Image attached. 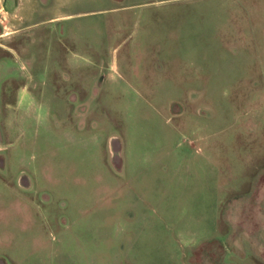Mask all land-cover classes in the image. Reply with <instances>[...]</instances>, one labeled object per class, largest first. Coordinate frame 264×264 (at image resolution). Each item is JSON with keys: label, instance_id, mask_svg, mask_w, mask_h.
<instances>
[{"label": "rangeland", "instance_id": "obj_1", "mask_svg": "<svg viewBox=\"0 0 264 264\" xmlns=\"http://www.w3.org/2000/svg\"><path fill=\"white\" fill-rule=\"evenodd\" d=\"M0 264H264V0H5Z\"/></svg>", "mask_w": 264, "mask_h": 264}, {"label": "crops", "instance_id": "obj_2", "mask_svg": "<svg viewBox=\"0 0 264 264\" xmlns=\"http://www.w3.org/2000/svg\"><path fill=\"white\" fill-rule=\"evenodd\" d=\"M5 0H0V10H4L5 9ZM2 35V34H1ZM0 35V36H1Z\"/></svg>", "mask_w": 264, "mask_h": 264}]
</instances>
